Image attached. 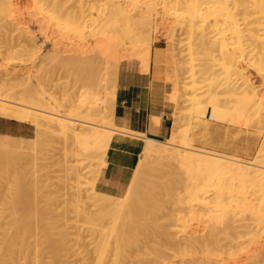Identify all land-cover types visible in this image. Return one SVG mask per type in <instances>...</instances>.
<instances>
[{"label": "bare ground", "instance_id": "obj_1", "mask_svg": "<svg viewBox=\"0 0 264 264\" xmlns=\"http://www.w3.org/2000/svg\"><path fill=\"white\" fill-rule=\"evenodd\" d=\"M139 4L141 6H139ZM156 6H159L162 14L171 15L172 18H174L173 23H175L177 28L179 27V30L181 32L183 31L182 34L185 33L186 36V45H183L184 47L186 46L184 54L188 56L186 57L185 55V57L186 59L189 58L186 65L184 63L187 62V60H184L185 62L183 63V65H185L183 72L186 77H183L184 74L180 76L177 74L178 70H176V68L181 70L183 68L177 67L178 64L174 60V78L172 83L173 90L180 91V93L182 90L185 91L183 85L186 84L187 80L188 83L191 81V88L193 85H198L195 86V89L197 90H203L206 88V91H203L205 94L207 93V96L209 95L208 97H205L208 98V100L205 99L208 101L207 103L204 102L205 100L202 101V99H199L203 96L202 94H204L202 92L201 96L199 94L200 91L199 93H196L201 96L199 97L197 95L199 97L198 100L196 99L197 97L194 98L195 96H189L188 99H186V102H189L191 108L194 107L195 109V107H199V109L195 111L196 114L199 113L203 107L204 114L205 106L208 105L211 109L210 117L212 121L223 120L224 116L228 114H231L232 119H234V115H237L235 114L236 109H238V107L241 108V106L236 107L235 104L241 105L244 100V110L241 112L243 120L252 119V115L256 117L257 114V116L261 115L259 117H262L261 119H263L264 122V0H0V48H3L2 50L0 49V66H2L1 63L4 61L3 54L5 52H11L12 49L16 48L14 54L12 53L8 64L18 67L17 69H11V72L6 70L4 74H0V117L33 126L36 130V136L31 139L0 135L3 139H9V142H7V140L5 141V139L4 141L0 140V200L6 201L10 205L11 210V220L9 224L4 227H0V264H65L61 257L63 258L62 252L66 250L67 242L65 241H68L66 239L69 238L66 236H69L71 233L68 231L69 234L66 235L68 229L66 228L67 226H63L64 223L59 224V221L54 222V220H56L52 215L54 212L49 214L50 210H47L48 206L47 208L43 207L46 208L44 210L41 208V206H43V202L47 198V195L46 197L45 195L43 196V192L47 190L46 187L48 186H45L46 182H44L43 186L39 185V183L41 184L42 182V179H40V182L38 181L40 177L38 179L37 177L34 179L32 178V182H30L32 179L28 181L29 173L27 174V167L25 168V166L29 163L32 165V162L30 159H27V157L30 156V158L33 159V153L30 154L29 152L35 150L37 146L42 145L46 140H52V138L56 136L59 137L62 142L61 149L64 156L63 158L65 159L61 160H64L63 163L67 169L65 167L64 168L66 172H71V175L69 174L71 177L69 181L72 182L71 185L68 183L70 185L68 186V189L72 187V189L74 188L73 190H75V193L74 191H69V193H72V195L75 196L71 197V194L69 196L72 198V201L78 200L81 202L83 199L82 203L84 204L85 201L87 202V200H89L88 203L90 206L86 203L85 207H88L86 209L88 210L90 207L91 209H95L91 211L89 209L86 211L85 207H83L81 211L78 208V201H75L76 203L74 201L72 202L75 203V205L72 204L73 206H76V204L78 205L74 208L76 210L75 213L77 212V218L80 217L82 219V223L80 224L83 225L84 223L89 227L87 229L90 234L93 235L91 238L92 241L94 239L99 242L101 253L98 254V256L100 257L101 255V257L100 259L98 257L99 260H97L95 259L96 257L94 258L93 256L94 260L97 262L99 261L98 263L96 261V263L92 262L93 264H143L138 261H141L142 259L143 261H146L150 256V259L153 260H149L151 264H167L171 257H175L174 252L176 251L181 253V256L180 253L179 256L181 258L183 257L182 259L185 258L184 252H181L183 248H179L184 243L185 247L190 249L189 251L191 252V256L187 255V259H185L186 261L190 257L198 258L200 256L198 255L197 257L194 253H192V247L194 249L193 251H195V249L199 251L200 249V251L206 255L203 256L201 253V256H203V258L205 257L206 260L209 258V255L211 257H215V261L210 262L211 264L214 262V264H228L225 262L223 256L227 255L230 250L240 247L238 242V239L242 238L240 236L250 235L252 238H255V236H258L260 233H264V193L257 196H260L259 198L261 199L263 197L261 202L259 201V198H255V195L252 193L254 198L251 196V200L253 199L255 201L257 199L256 201L263 205L262 208L259 207L258 203H256L258 207L256 209L255 206H253L255 203L253 204V201L248 202V198L236 200L234 197L229 196V189L227 190V187H225L228 185L225 180L233 181L236 179L243 180L244 182L248 181L250 186H255L259 183V181L263 182L264 149L261 151V155L260 153L255 155V157H257L259 154V160L254 159L255 161L253 160V162H241L236 159L228 160L229 158L226 161V159L220 155L194 150V148L192 149L190 145L188 146L186 143L187 140L181 142V140H185L184 138L187 135L184 133L187 132L182 130V127L184 126L181 127L180 123L183 125L184 118L185 120L186 118L189 119L187 116L184 117L181 111L180 113H177L180 115H177L176 112L174 113L176 115L172 117L173 121L170 136L165 141H156L144 138L143 135H137L140 137L139 139L143 140L142 144H140L137 148L139 162L130 173L128 177V185L126 184L127 188L121 197L106 195L97 190L95 179L96 176H98L97 174L99 170L105 166L104 157L109 150H112L111 147H119L120 140L117 139L115 135L122 131L115 128L113 125L116 87L114 81L116 80L117 65L120 59L126 57L124 59L140 62L143 70H146V72L149 69L148 66L150 63L151 51L153 45L157 41L156 37H158L154 35L156 28L153 23V21L156 20L154 16H157L155 14L156 9L154 8ZM128 7H131L132 9ZM39 21H41V23ZM45 21L49 22L47 23L48 26L50 22H53L54 25H61L62 27H57L58 29L56 26L53 27L56 29H51L59 33V31L63 28V30H65L71 38H76V41H81L82 38L88 37L93 40V46L97 45L95 39H98L99 42L102 41L100 43L107 46L105 48L102 45L104 48L101 49V51H98L96 56H89L87 59H79L78 57L64 59L59 56L60 53H57L59 51L56 50L57 48H52V46L54 47L53 44L55 42H49L52 45H50L52 54L48 53L49 57H47L49 61L47 62H49V65L55 67L54 71H58L59 69H63L65 71L67 70L70 72V75L73 73V75L78 78L81 83L79 81L78 82L82 84V86L85 84L84 88L86 94L88 95L86 103H76L73 98L66 95V89H61L60 97H56L53 93H47V90L54 85V81L51 79V76L53 75L51 74L50 76L51 71L48 72L51 69L49 68L47 71V68H44L45 65L43 63L40 64L43 70H41V73H33L28 68L25 69V65L30 66L34 59V55L38 52L36 50L37 52L33 53V47H35L38 42L36 37H33L34 34L31 37L29 35L31 33H23L24 27L26 28L25 25H29V23L36 26L38 22L42 24L45 23ZM45 25L44 28H47L48 26L45 27ZM22 26L24 27L22 28ZM41 26H43V24ZM39 28L36 29L37 34L40 30L44 29L42 28L38 30ZM52 30H50V32ZM43 31L47 33L48 29L47 31L46 29ZM43 31H40L43 36L39 33V37H45L46 33L44 35ZM61 34L62 33L58 35L64 36V33L62 35ZM19 38L21 43L18 42ZM71 38L69 40H71ZM74 39L72 40L74 41ZM182 39H184V37ZM43 40L46 41L45 39ZM82 40H85V38ZM176 41L178 42V40ZM15 42L20 43V46ZM77 43L80 44L79 42ZM77 43L76 47H78ZM82 43L83 41L80 45H82ZM69 45H73L72 41ZM112 46V49H114V47L118 48L122 46L121 50L123 51H120L119 53L118 50H120V48L117 50L115 49L118 51V57L116 54L114 59L113 55V57L111 56L112 59L111 57L109 59L104 52H107L109 47L111 48ZM73 47L72 50H74ZM86 47L89 46L86 45ZM92 48L89 49V52L93 51ZM80 49L84 50V47H80ZM74 51L78 50L75 49ZM116 51H114V55ZM85 52H87V50ZM111 54H113V52ZM140 55L142 56L139 57ZM109 64L112 68H110ZM96 67H98L102 73L97 74L93 70L97 69ZM86 69L90 70V72L88 71L89 73H91L92 69L95 72L94 74L92 71V75L94 76L88 75L89 73H86L87 75H85ZM141 69H139V71ZM107 70L113 72L110 74ZM1 71L3 73V70ZM35 71L37 70L35 69ZM243 71L248 72V75L244 74ZM106 72L111 76L113 75V77H111V79L113 78L112 82L110 81L111 79L108 78L110 77L109 74L107 76ZM73 75L71 76L74 77ZM179 77L180 79L183 77L187 80L185 81L182 78L183 80L181 79V82H178V80L180 81ZM53 80H55L54 77ZM51 83L52 85L50 86ZM180 83L183 84L180 85ZM179 85L182 90H180ZM46 86L47 88L49 86L50 87L46 90ZM101 88L104 89V92L101 91ZM193 90L192 94L194 95L195 93H193ZM237 95H239V99L241 101L238 97H235ZM175 97L180 98L181 96L177 95ZM236 98L241 103L234 102V105H232L233 100L235 101ZM200 100L202 101V104L205 103V106H201ZM199 104L202 109H200L201 107ZM238 110L241 111V109ZM238 114H240V112H238ZM187 115L189 116L190 114ZM231 116L228 115V118L230 119ZM189 117H191V115ZM236 118L240 117L236 116ZM236 118L235 121H242L241 119ZM232 119L230 120L232 121ZM261 119L258 118L260 122H262ZM230 120L228 121L231 122ZM237 123L235 122L236 125H234L238 126L240 124ZM248 123H250L249 120L246 124L248 125ZM256 124L258 125V123ZM242 125L241 127H244V124ZM247 125L245 127H247ZM252 125L249 129H252ZM256 131L259 130L256 129ZM131 135L136 136L134 134ZM10 139H19L20 141L13 143L10 142ZM22 141H26L27 144L22 143ZM180 142L181 144L183 143V146L178 144ZM67 146L69 147V150L67 149ZM71 147L72 149H70ZM21 157L22 159L28 161L24 164L19 163ZM96 159L98 160V162L96 161L97 166L95 165L96 162H93ZM13 160L15 163L18 161L19 166L15 167L18 169L12 167L15 166V163L11 164ZM58 161L56 160L57 163ZM153 161L156 163L161 162V165H164L165 162L168 168L170 165H175L179 167V169L182 168L183 174L186 173L184 178L188 176V178H186L188 179L187 182L190 181V184H188V189H190V191H187L188 189L186 187L183 188V182L181 183L182 180L180 181L177 178L179 175H177V177L176 175L171 176L175 179L174 181L172 178L169 179L167 177L169 176L167 172L168 170L166 171L167 173H165L167 174V176L165 175V178L162 177L163 174L161 171L162 175L160 178H168L167 180L169 182L167 180L165 183H162L159 180L158 182L161 183H158L157 180L155 181L151 174L152 168H154V166L152 167V163H154ZM63 163L61 165H63ZM91 166H93V168ZM170 167L171 168H169V170L174 168L172 166ZM44 168L46 167L43 166V169ZM183 168L186 170L184 171ZM90 169L92 170V184H89L90 188H87L88 184L86 187L87 182H83V180H85L83 177L85 175L86 177L88 176L91 172ZM157 170L158 167H156V172ZM37 171L38 170H36V172ZM40 171L43 172V170ZM46 171H48V169ZM46 171L45 174L47 173ZM175 171L174 174H176ZM36 172H33L35 173V176H39V171L37 174ZM159 172L160 171H158V174ZM172 173L173 170L171 175ZM45 174L43 175L44 178ZM32 175L34 176V174ZM32 175L30 176L33 177ZM50 178L51 177H49V179ZM208 181H215L213 182L214 185H211L213 183H209ZM243 181L241 182L243 183ZM49 182L52 183L51 180L48 181V183ZM180 184L182 186V190L187 189L186 191L189 194H187L184 190L183 193L181 189L178 188ZM245 184L242 186L244 187ZM208 185H210L214 191L216 189V195L211 197V199L209 198L210 195H207L208 188H211ZM260 186L261 185H259V187ZM263 186L262 188L260 187V191L256 189L258 193H262L264 190ZM246 187L248 188V186H245L244 188ZM175 188H178L177 190L185 194V196L178 195ZM72 189L70 188V190ZM159 189L163 190V193H165L166 197L161 194V196H164L165 199L159 196ZM45 193L46 192H44V194ZM243 196L245 197V194ZM73 197H75V199H73ZM49 199L47 198L46 200ZM70 206L71 205H69V207ZM41 209L43 211L46 210L48 214L46 212H44L46 215L42 213ZM236 209L237 211L239 209L244 212L246 210L250 214V220L246 221L247 217H244L245 220L241 217V219H239V216H236ZM70 210L74 211L72 209ZM185 210L190 214L186 212L183 213ZM198 211L201 213L203 211L204 216L201 215L200 217L198 214L201 213ZM208 212L210 214H208ZM240 212L241 211L238 213ZM211 213H213V215ZM187 214L190 215H188V217H190L189 219L192 220L193 223H199L202 217L204 218L205 216L206 217L202 219L203 223L205 219L208 221L206 223H212V225L211 223L208 224L211 225L210 228L209 226L207 227L208 229L206 228L208 231L204 229L206 227V223L203 224L204 228H202V230L204 231V236L200 235V237H198L199 235H195L196 231L190 227L191 224L188 225L191 221L189 222L188 220V224L185 221V219L188 218ZM47 215L52 216L51 218L54 220H51V218H49L50 216L48 217ZM241 215L242 214L240 213V216ZM208 216L209 218L207 219ZM235 217L239 220L237 218L236 220ZM194 218H199L200 220L196 222ZM32 219L37 222L34 226L31 224ZM58 219L60 220L62 218H57V220ZM74 219L75 218H73V222ZM60 221L62 223L64 220ZM239 221H241V223ZM64 222H67V220ZM74 223L76 224L77 222ZM60 225L64 228L62 229ZM104 225L109 229L107 237L104 235L106 232L103 233L101 231L102 228H105ZM187 226L194 231L192 230V232H190L191 230H189L186 233L188 230ZM79 228L81 230L82 228L84 229L82 226H79ZM195 228L197 229V227ZM79 230L76 231L79 232ZM84 231H86V228ZM241 231H244L245 233L241 234ZM258 232L260 233L257 235ZM184 233L186 235L185 239L180 238V240L178 236L184 235ZM173 235L178 237L176 239H179L178 243L180 246L176 245L179 247H173L175 248L174 252H172L173 254L171 253L170 259L164 263L165 260H167L166 257H168L167 253H164L170 247L167 243H170L169 245H171L172 239H175L174 237L172 238ZM79 236H76L77 238H75L78 242L80 241ZM86 236H82V238L86 239ZM65 237L66 239H64ZM74 237L75 236H73V240ZM109 238L112 239V241H109ZM92 241L89 242L92 243ZM181 241H184L183 244H181ZM156 242L159 243L158 246H156ZM32 244L34 257L32 256L33 258L31 259ZM162 244H165V246L168 247L163 253L161 250L164 251L165 246ZM186 244L190 248H188ZM260 244L261 243L259 242L258 246H254V250L256 251L255 254H246L244 255L245 259H241L244 262L239 261L243 264H263L264 258L260 259V256H262V254L264 255V251L261 250L263 249L264 244H261L262 247ZM69 245L67 247H70ZM161 246H163V248ZM77 247L81 248L80 246ZM141 248L143 249L142 254L139 253L137 256L134 255L136 258H133L134 256H131L130 252L134 250L139 252ZM177 248H179V251ZM186 248L184 251H187ZM197 250L196 252L198 253ZM78 251H76V253ZM94 251L95 249L91 252ZM109 251L113 253V255H110L113 256L112 260L108 259L109 257L107 256L109 255H106ZM188 252L187 254L190 253ZM94 253L92 254L95 255ZM63 254H65V252ZM92 254H87L86 256H92ZM162 254H164L165 258ZM142 255L147 256L140 257L142 258L140 259L139 256ZM230 255L232 254L230 253ZM84 257L85 255L81 258L84 259ZM162 257L164 259H162ZM45 258L48 259L47 262H44ZM196 258L191 259V261L189 260V263H186L184 260L183 261L186 264H190L191 262H198L196 264H210L203 258L200 260ZM127 259L131 260L127 261ZM91 260L94 261L90 257L89 260H85V263L84 261L82 262L83 264H91ZM147 261L145 264H149ZM183 261L181 260V264ZM239 261H237V264ZM234 264H236V262H234Z\"/></svg>", "mask_w": 264, "mask_h": 264}, {"label": "rangeland", "instance_id": "obj_2", "mask_svg": "<svg viewBox=\"0 0 264 264\" xmlns=\"http://www.w3.org/2000/svg\"><path fill=\"white\" fill-rule=\"evenodd\" d=\"M99 4V3H98ZM97 4V5H98ZM100 5V4H99ZM139 6H141L140 4H139ZM158 9H157V8ZM156 7H154L155 9H156V17L154 16V18H156V20L155 21H153V23H154V25H155V33H154V35H156V36H158V37H156V39H157V41L155 42V44L153 45V47L154 46H156V45H166L167 47H168V50H169V55H170V59H171V63H172V65H173V71H174V60L176 61V63L178 64L177 65V67H182L183 69L181 70V69H178V68H176V70H178V72H177V74H179V76L180 75H182V74H184V72H183V70H184V67H185V65H186V63H188V59L189 58H187L186 59V57H188L186 54H184L185 53V50H186V46L184 47L183 45H186V36H185V33L184 34H182L183 33V31L181 32L179 29V27L177 28V25L175 24V23H173L174 22V18H172V16L171 15H165V14H162V12L160 11L161 9H159V6H156ZM128 8H130V9H132L131 7H128ZM127 8V9H128ZM130 9H128V10H130ZM29 12V11H28ZM157 12H158V14H157ZM161 14H160V13ZM162 16H164V17H162ZM171 16V17H170ZM172 18V19H171ZM162 22H161V21ZM159 21V22H158ZM40 23H41V21H39ZM37 23V25L35 26V25H33V24H30L29 22V25L28 24H24L25 26H26V28H28V29H26L24 26H22V28L24 27V31H23V33H27V34H29V33H31V34H29L31 37L33 36V34H34V36L33 37H36V39H37V42H38V44L35 46V47H33L34 49H35V51H34V49H33V53L34 52H37V54L36 55H34V59H33V63L31 62V64H30V66H28V65H25V69H29L31 72H33V73H41V70H42V67H41V63H43L45 66H44V68H47L46 70L48 71V69L50 68L51 70H49L48 72H50V76H51V74L53 75V76H51V79H52V81H54V85H55V87H54V85H52V83L50 84V86H51V88H49V90H47L48 88H47V86L45 87V89L48 91H46L47 93H49V94H52L53 93V95H55L56 97H60V93H61V89L62 90H64V89H66V95H68L70 98H73V100H75V102L76 103H81V102H84V103H86L87 102V100H88V95L86 94V91H85V88H84V85L85 84H83V86H82V84H80L81 82L78 80V78L77 77H75L74 75H73V73H71V75H73L74 77H72L71 75H70V72L69 71H65V70H58V71H54V68L55 67H53V66H51V65H49V62H47V61H49V59H48V57H49V54H52V51H51V47H50V43L49 42H55L53 45H54V47L52 46V48H57L56 50L58 51L57 53H60V55L59 56H61L62 58H64V59H68V58H75V57H78L79 59H87V57H89V56H96L97 54H98V51H101V49H103L104 47L106 48L107 46H105L103 43L101 44L100 42H102V41H100L99 42V40L98 39H95V42L97 43V45H94L93 46V40H91L90 38H88V37H84L85 38V40H82V39H84V38H82L81 39V41H76V38L74 39V38H71L68 34H67V32L65 31V30H63V28H62V30L61 31H59V33L58 32H56L55 30H52V29H56L57 27H62L61 25H54V23L53 22H50V24H49V26H48V24L47 23H49V22H46L45 21V23H42L43 24V26H41L42 24H40V23ZM44 22V21H43ZM166 22V23H165ZM52 23V24H51ZM38 24H39V26H38ZM45 24H47V25H45ZM158 24V25H157ZM44 25H45V27H47V28H44ZM52 25V26H51ZM172 25V26H171ZM176 25V26H175ZM51 26V27H50ZM54 26H56V28H53ZM39 28V27H41V28H39L38 30H40V29H42V28H44V29H46V31H47V29H48V31H47V33L49 32V33H51V34H47L46 32H44L43 30H40V31H43L42 33L45 35V33H46V35H45V37H41V36H43L41 33H40V31H39V33L41 34V36L39 37L38 35H40L39 33L37 34V32H36V29L37 28ZM158 27V28H157ZM176 28V29H174V28ZM52 28V29H51ZM173 28V29H172ZM25 29H26V31H25ZM58 29V28H57ZM28 30V31H27ZM50 30H52L51 32H50ZM180 31V32H179ZM17 32V31H16ZM15 32V33H16ZM178 32V33H177ZM19 33V32H18ZM56 33H58V34H60V33H64V36H59L58 34H56ZM67 35H66V34ZM2 34V33H1ZM27 34H25V35H27ZM54 34V35H53ZM61 34V35H62ZM161 34V35H160ZM3 35V34H2ZM28 35V36H29ZM48 35V36H47ZM49 35H50V37H52V38H50L49 37ZM68 36V37H66V36ZM54 36V37H53ZM48 37V38H47ZM71 38V40H69L70 38ZM184 37V39H182ZM48 40H50V41H48ZM88 38V39H87ZM43 39H45L46 41H44ZM54 41H53V40ZM72 39H74V41L72 40ZM181 41H180V40ZM19 40V41H18ZM17 41L18 42H20V38L18 39ZM43 40V41H42ZM56 40V41H55ZM98 40V41H97ZM176 40H178V42H182L181 43V45H180V43H178ZM21 41H22V38H21ZM71 41H72V43H73V45L72 46H70L69 44L71 43ZM83 41V43H82V45H80L81 44V42ZM85 41V42H84ZM125 41V40H124ZM18 42H15V43H18ZM45 42V43H44ZM48 42V43H47ZM77 42H79L80 44H78L77 43V45H78V47H76V43ZM93 42V43H92ZM99 42V43H98ZM165 42V43H164ZM21 43V42H20ZM20 43H18L19 44V46H20ZM75 43V44H74ZM87 43V44H86ZM174 43V44H173ZM22 44H23V42H22ZM21 44V45H22ZM33 44V43H32ZM40 44V45H39ZM87 46H89V47H86V45ZM92 44V45H91ZM43 45V46H42ZM85 45V46H84ZM104 47H103V46ZM74 46V47H73ZM90 46H91V48L93 49V51L92 52H89V49H91L90 48ZM72 47H73V49L75 50H78V51H74V50H72ZM80 47L82 48V47H84V50L83 49H80ZM85 47H86V49H85ZM99 47H100V49H99ZM181 47V48H180ZM37 48V49H36ZM77 48H79V49H77ZM88 48V49H87ZM113 48V46L110 48L109 47V50H107V52H104L106 55H107V57L110 59V57L112 56L113 57V59L115 58V56H116V54H117V57H118V51H119V53H120V51H123V50H121V48H122V46L121 47H118V48H116V47H114V49H112ZM120 48V50H118V51H116L117 49H119ZM1 50L3 49V48H0ZM15 49L16 48H14V49H12L11 50V52H5L4 54H3V58H4V61H3V63H1L2 64V66H0V74H4L5 72H6V70L8 71V72H11V69H17L18 67L17 66H14V65H9L8 64V62H9V59L11 58V56H12V53L14 54V52H15ZM116 49V50H115ZM37 50V51H36ZM56 50H55V52H56ZM87 50V52H85ZM105 50V49H104ZM183 51V52H181V51ZM31 51H32V49H31ZM114 51H116V53H115V55H114ZM47 52V53H46ZM113 52V54H111V53ZM178 52H179V54H181V55H179L178 54ZM39 53V54H38ZM49 53V54H48ZM53 53H54V49H53ZM104 53H102V54H104ZM111 55H110V54ZM184 54V55H183ZM106 55H105V57H106ZM109 55V56H108ZM185 55H186V57H185ZM48 56V57H47ZM142 55H140L139 57H141ZM112 57H111V59H112ZM180 57H181V62H180ZM124 58H126V57H124ZM124 58H122V59H120L119 60V63L121 62V61H124V60H128V59H124ZM139 59H141V58H139ZM34 60H36V61H34ZM184 60H187V62H185ZM180 62V63H179ZM185 62V63H184ZM46 63V64H45ZM48 63V64H47ZM118 63V64H119ZM183 63L185 64V65H183ZM195 64V63H194ZM34 65V66H33ZM47 65V66H46ZM110 65V64H109ZM109 65H108V69H109ZM35 66H37L38 67V69H37V67H35ZM49 66V67H48ZM146 67V66H145ZM149 67V66H148ZM57 68V67H56ZM97 69H93L97 74H100V73H102L101 72V70L98 68V67H96ZM110 68H112L111 67V65H110ZM35 69L38 71H35ZM1 70H3V73H2V71ZM33 70V71H32ZM92 69H91V73H89L90 72V70L89 69H86L85 70V75H87L88 73V75H90V76H94V75H92L93 73H92V71H93ZM13 71V70H12ZM43 71V70H42ZM54 71V72H53ZM65 71V72H64ZM89 71V72H88ZM93 71V72H94ZM109 71V73L111 74L112 72H110V70H107V72ZM145 71V70H144ZM95 72H94V74H95ZM106 72V73H107ZM246 71H243V73L244 74H246V75H248L247 73L248 72H246ZM87 73V74H86ZM109 73H107V76H108V74ZM104 74V73H103ZM109 74V76L110 77H108L109 79H111V77H113V75L111 76ZM54 75H56V76H54ZM105 75V74H104ZM1 76V75H0ZM53 77H54V79L55 80H53ZM183 77L185 78L186 76H185V74L183 75ZM183 77H181V79L183 78ZM76 80H74V79ZM183 78V79H184ZM113 79V78H112ZM110 80L111 82L113 81V80ZM179 79H180V77H179ZM181 79H180V81L178 80V82H181ZM182 79V80H183ZM115 80V79H114ZM185 81L187 80V79H184ZM78 82V83H75V82ZM188 81V80H187ZM186 81V84L185 85H183L184 87L183 88H185V91H183L182 89H181V86L180 85H182L183 83H185V82H183L182 84L180 83V85H179V87H180V90H182L181 91V93H180V91H174L173 90V87H171V93L169 94V96L172 98V101H173V104H174V113L176 112V114L179 112L180 113V111H181V113H182V115L185 117V116H187L189 119H187L186 118V120H185V118H184V120H183V125H182V123H180L181 124V127L182 126H184V127H182V130L183 131H185V132H187V133H184L183 131V133L184 134H186L185 136V140H181V142H184V141H186L187 140V144H188V146L190 145V147L193 149L194 148V150H198V151H202V152H206V153H212V154H215V155H220V156H222V157H224L225 159H226V161H227V159L228 160H231V159H236V160H239V161H241V162H253V160L254 159H258L259 160V154L257 155V157H255V155L257 154V153H260V155H261V151H263V149H264V122H263V119H261L262 117H259V116H261V115H259V116H257V114H256V117H254V115H252V119L250 120V119H248L249 120V122L250 123H248V125L246 124L247 122H248V120H246V119H244L243 120V118L241 117V112L244 110V100L242 99V97L240 96V98L243 100L242 101V104L241 105H239V104H235V106L237 107V106H241V108L240 107H238V109H241V111L240 110H238V109H236V113L235 114H237V115H234L235 117H234V119H232V116H231V114H228L229 116H231V118L230 119H232V121L228 118V115H225L224 116V118H223V120L221 119V120H218V121H212V119H211V109L209 108V106L207 105V106H205L204 104L205 103H207L208 101H206L205 99H207L208 100V98H205V97H208L207 96V93L205 94L204 93V91H206V88L205 89H201V90H197V89H195V86H198V85H193L192 86V88L194 89H192L191 88V85H192V83H188ZM116 82V80L114 81V83ZM83 83V82H82ZM195 83H197V82H195ZM76 84H78V85H76ZM80 85H81V87H80ZM88 85H91V84H88ZM112 85V84H111ZM190 86V87H189ZM62 87V88H61ZM84 89H83V88ZM191 88L192 90H193V93H199V91H200V95L202 94V92L204 93V94H202L201 96L199 95V94H192V90L191 89H189V88ZM189 89V92H188V89ZM197 88V87H196ZM103 88H101V91H103L104 92V89L102 90ZM190 91H191V93H190ZM197 91V92H196ZM190 93V94H188V93ZM187 94H188V96H187ZM259 94H261V93H259ZM181 96L180 98H178V97H175V96ZM199 97H201V98H199ZM194 97V98H196L197 100H198V98L199 99H202V101L203 100H205L204 102L205 103H203L202 104V101L200 100V104H201V106L203 107V105L205 106V111H204V114H203V109H204V107H203V109H202V107L200 106V104H199V106L201 107L200 109H202L199 113H197L196 114V110L197 109H199V107H195V109H194V107H192L191 108V105L189 104V102H186V99H188V97ZM235 97H238V99H239V95H237V96H235ZM238 99L236 98V100L234 101L233 100V104L232 105H234V102L235 103H241V102H239L238 101ZM185 100V101H184ZM240 100V99H239ZM184 103H183V102ZM241 101V100H240ZM183 104H182V103ZM198 102V101H197ZM181 103V104H180ZM186 104V105H185ZM179 105H180V107H179ZM190 105V106H189ZM230 106H231V102H230ZM234 106V107H235ZM179 109H178V108ZM184 107V108H183ZM191 110V111H190ZM192 110H194V111H192ZM190 112V113H189ZM191 112H192V114H191ZM195 112V113H194ZM232 112V111H231ZM238 112H240V114H238ZM173 113V115H172V117L174 116V115H176V114H174ZM190 114L191 115V117H189L187 114ZM202 113V114H201ZM199 114V115H198ZM177 115H180V114H177ZM196 115V116H195ZM236 116H239L240 118H236ZM194 117V118H193ZM193 118V119H192ZM235 118L236 119H241L242 121V123L240 122V120H239V122H238V120H236L235 121ZM258 118H260L261 120H262V122H260V120H258ZM0 119H4V118H2V117H0ZM190 119H191V121H190ZM258 120V121H256V120ZM6 120H10V119H6ZM189 120V121H188ZM228 120H230L231 122H229ZM246 120V121H245ZM256 122H255V121ZM13 121V120H12ZM205 121V122H204ZM234 121V122H233ZM16 122V121H15ZM182 122V121H181ZM185 122V123H184ZM210 122H214V123H219V124H221V125H223V126H229V127H231L232 129H233V137H232V139H233V141H235V142H240L241 140H244V141H248L249 143H250V145H251V148H252V154L251 155H249V156H240V155H238L237 153H236V151H234V150H231V151H229V152H225V151H223V150H214V149H210V148H208L207 146H206V140H205V134H204V130L206 129V126H207V124L208 123H210ZM226 122V123H225ZM227 122H228V124H227ZM233 122V123H232ZM235 122L237 123H240L238 126H235L236 124H235ZM246 122V123H245ZM254 122V123H253ZM19 123V122H18ZM232 123V124H231ZM237 123V124H238ZM252 123H253V125H252ZM256 123H258V125L256 124ZM22 124V123H21ZM235 124V125H234ZM242 124H244V127H241V125ZM250 124V125H249ZM256 124V125H255ZM234 125V126H233ZM247 125V127H245ZM251 125H252V129H249V128H251ZM255 125V126H254ZM262 125V126H261ZM243 126V125H242ZM250 126V127H249ZM259 126V127H258ZM255 127V128H254ZM258 127V128H257ZM262 127V128H261ZM184 128H186V129H184ZM261 128V129H260ZM29 129H31V133H30V135L28 136V137H24V138H29V139H31V138H34L35 136H36V130H35V128L33 127V126H30L29 125ZM188 129V130H187ZM256 129L257 130H259V131H256ZM198 130H200L201 132H203V133H201V134H199V135H197V131ZM184 134H183V137H184ZM204 134V135H203ZM7 136H9V135H7ZM11 137H17V136H11ZM187 138V139H186ZM5 139V138H4ZM4 139L2 138V137H0V140L2 141H4ZM7 139H5V141H6ZM11 141L10 142H18V141H20L19 139H10ZM7 142H9V139L7 140ZM181 142L180 143H178V144H180V146L183 144H181ZM262 142V143H261ZM20 143V142H19ZM22 143H26L27 144V142L25 141V142H23L22 141ZM261 145H263V146H261ZM183 146V145H182ZM61 147H62V142H61V140H60V138L59 137H53L52 138V140H46L42 145H39V146H37L36 148H35V150H33V151H31V152H29L30 154L31 153H33L32 154V156H33V159L32 158H30V156H28L27 157V159H30V161L32 162V165H31V167H30V165L28 164V165H26L25 166V168L27 167V169H26V172H27V174H28V176H29V179H28V181L29 180H31L32 178L34 179V178H36L37 177V179L39 178V182L41 181L40 179H42V182H41V184L39 183V185H44V182H46L45 183V186H48V187H46V189H43V190H46V191H44V192H46L45 194H44V192H43V196L45 195V197H46V195H47V198L49 199V197H50V199L49 200H46L45 199V201L43 202V206H41V208L44 210V209H46L47 208V206H48V211H49V214L52 212H54L52 215H53V217L56 219V220H54L53 218H51L52 216H50V215H47L49 218H51V220H54V222L55 221H59L60 223L59 224H69V225H64L63 224V226L64 227H66L68 230H67V233H66V235L67 234H69V233H71V234H69V236H66L68 239H66V237L64 238V239H66V240H68V241H65V242H67V244H66V250L64 251L65 252V254H63L64 252H62V256H63V258L61 257V259H63L64 260V263L65 264H80V263H82L83 264V262L82 261H84V263L86 262L85 260H89V258L91 257V259H93L94 260V258L95 259H97V260H99L100 259V257H101V255H100V257L98 256V254H100L101 253V250H100V247H99V242H97V241H95L94 239H93V241L91 240V238H92V236L93 235H91L90 234V232L88 231V229L87 228H89L88 226H86L84 223H83V225H85V226H83L82 224H80V223H82V219L80 218V217H78L77 218V216H76V213H75V208L74 207H77L78 205H79V209L82 211V209H83V207H85V205H86V203L89 205V200H87V202L85 201V199H84V201H85V204L84 203H82V201H83V199H82V201L81 202H79L78 200H73L74 202L76 201H78L77 203H79L78 205L76 204V206H73L72 204H74L75 205V203H72L73 201H72V196H75V195H72V193H69V191H74V193H75V190H73L72 189V187H70L72 190H70V188L68 189V186H70L71 185V182L69 181L70 179H71V177H70V173L71 172H66V170H65V165H64V163H63V161L61 160V159H65V158H63L64 156H63V152H62V149H61ZM69 147L67 146V149H68ZM70 149H72V147L70 148ZM259 149H260V152H259ZM69 150V149H68ZM258 151V152H257ZM263 153H264V151H263ZM62 155V156H61ZM62 157V158H61ZM231 157V158H230ZM58 159H59V161H60V163H59V161H58ZM72 159V158H71ZM33 160V161H32ZM56 160L58 161V163L56 162ZM28 160H25V159H22V157H21V159L19 160V163H26ZM98 162V160L96 159V160H94L93 162L95 163V162ZM255 161V160H254ZM13 162V163H12ZM11 162V164H14L15 163V161L13 160ZM33 162H34V164H33ZM69 162V161H68ZM97 162H96V166H97ZM154 162V161H153ZM19 163H18V161H16V163L14 164L15 166H12V167H18L19 166ZM56 163V164H55ZM63 163V165H61ZM153 165H152V167L154 166V168H152V171H151V174H152V176H153V179L156 181L157 180V182H158V180L159 181H161L162 183L164 182H167L168 180V178L170 179V178H172L171 176H175L176 175V177H177V175H179V177H177L180 181H181V183L183 182V188L184 187H186L187 189L189 188V185L188 184H190V181L189 182H187V180L188 179H186V178H188V176L186 177V178H184L185 177V174H183V172H182V168L181 169H179V167H177V166H175V165H170V166H172V167H174L173 169H170L169 170V168H171L170 166H169V168L167 167V165L165 164V162H164V165H161V162L159 163V162H154V163H152ZM163 164V163H162ZM61 165V166H60ZM161 165V166H160ZM32 166H35V167H32ZM43 166L44 167H46V168H44V169H48V171H46V170H44L43 169ZM63 166V167H62ZM160 166V167H159ZM65 167V168H64ZM92 168H93V166H91ZM90 167V168H91ZM156 167H158V170H157V172H156ZM42 168V169H41ZM96 168V167H95ZM168 168V169H167ZM15 169H18V168H15ZM35 169V170H34ZM67 169V168H66ZM155 169V170H154ZM166 169V170H165ZM177 169H179V170H177ZM28 170V171H27ZM30 170H31V172H30ZM36 170H38L37 172H38V174H40L39 176L37 175V176H35V173H33V172H36ZM40 170H43V172L42 171H40ZM91 170V169H90ZM168 170V171H167ZM172 170H173V173H172V175H171V172H172ZM176 170V171H175ZM183 170L185 171L186 169H184L183 168ZM45 171L47 172L46 174H45ZM68 171V170H67ZM158 171H160L159 172V174H158ZM161 171H162V174H163V178H165V175L167 176V174H165V173H167L168 172V174H169V176H167L168 178H166V179H163V178H160L161 177ZM167 171V172H166ZM170 171V172H169ZM174 171L176 172V174H174ZM37 172H36V174H37ZM178 172V173H177ZM41 173H43V174H41ZM67 173V174H66ZM32 174H34V176L32 175ZM45 174V178H44V175ZM70 174V175H69ZM91 174H92V170H91V172L88 174V176L86 177V175L83 177V179H85V180H83V182L84 183H86V187H87V184H88V187L87 188H90V185L89 184H92V179H91ZM30 175H32L33 177H31ZM50 175V176H49ZM160 175V176H159ZM184 175V176H183ZM188 175V174H187ZM27 176V177H28ZM48 176V177H47ZM53 176V177H52ZM66 176V177H65ZM31 177V178H30ZM47 177V178H46ZM49 177H51L50 179H49ZM57 177H59V178H57ZM93 177V176H92ZM44 178V179H43ZM68 178V179H67ZM157 178V179H156ZM175 178V177H174ZM33 179L30 181V182H32L33 181ZM45 179H46V181H45ZM47 179H48V181H50L51 180V182L52 183H48V181H47ZM173 179V178H172ZM59 182H58V181ZM65 180H67V181H65ZM163 180V181H162ZM165 180V181H164ZM167 180V181H166ZM175 179H173V181H174ZM177 180V179H176ZM235 180V181H234ZM233 181H231V180H229V181H226L225 180V182L228 184V185H226V183H225V187H227L226 189L228 190L229 189V196H231V197H234L236 200H242V198L243 199H245V198H248V202L250 201H253V206H255V208L257 209L258 207H257V204L256 203H258L256 200L254 201L253 199L251 200V196L254 194L255 196V198H259V197H257L258 195H260V194H263L264 192V190L262 191V193L261 192H257V190H259V189H261L262 188V186H263V182H260L259 181V183L258 184H254L255 186H253V185H251L252 186V188H251V186H250V183L248 182V181H246V182H244L243 180H236V179H234ZM178 181V180H177ZM241 181H243V183L241 182ZM90 182V183H89ZM161 182H158V183H161ZM169 182V181H168ZM185 182V183H184ZM209 182V181H208ZM207 182V183H208ZM210 182H212V181H210ZM209 182V183H210ZM213 182H215V181H213ZM212 182V183H213ZM217 182V181H216ZM248 182V183H247ZM59 183V184H58ZM61 183V184H60ZM68 183H70V185L68 184ZM171 183V182H170ZM170 183H167V184H170ZM232 185H231V184ZM246 183V184H245ZM257 183V182H256ZM243 184H245L244 185V187L245 186H248V188L246 187V188H244L242 185ZM249 184V185H248ZM59 185H60V187H59ZM178 185V184H177ZM185 185V186H184ZM211 185H214V183L213 184H211ZM217 185V184H216ZM259 185H261L260 187H259ZM42 186H40V187H42ZM209 187H211L210 185H208ZM230 188H229V187ZM54 187V188H53ZM176 187V186H175ZM178 187V186H177ZM182 186H181V184L179 185V187L178 188H180L181 189V191L183 192V190H182V188H181ZM239 187V188H238ZM242 187V188H241ZM264 187V186H263ZM45 188V187H44ZM60 188V189H59ZM178 188H175V190H177ZM216 188H217V186H216ZM219 188V187H218ZM254 188V189H253ZM42 189V188H41ZM49 189V190H48ZM163 189V188H162ZM185 189L184 191L187 193V194H189L187 191H190V189ZM207 189V188H206ZM210 189V190H209ZM213 188L211 187V188H208V192H207V195H210L209 196V198L211 199V197H214L216 194V189H215V191H214V189L212 190ZM225 189V190H226ZM231 189V190H230ZM237 189H239V190H237ZM257 189V190H256ZM55 190V191H54ZM97 190L98 191H100L99 190V188L97 187ZM160 190V189H159ZM187 190V191H186ZM226 190V191H227ZM246 190V191H245ZM64 191V192H63ZM90 191V190H89ZM88 191V192H89ZM160 191H161V193H160ZM159 191V196H161V194L162 195H164L165 196V193H163V190H160ZM251 191V192H250ZM260 191V190H259ZM42 192V191H41ZM101 192V191H100ZM255 192V193H254ZM257 192V193H256ZM56 193V194H55ZM73 193V194H74ZM176 193H178V195H181V196H185V194H183V193H181V192H179L178 190H177V192ZM180 193V194H179ZM209 193V194H208ZM243 193V194H242ZM253 193V194H252ZM53 194H55V195H53ZM63 194V195H62ZM71 194V197L69 196ZM87 194V193H86ZM186 194V195H187ZM245 194V197L243 196ZM48 195H49V197H48ZM57 195V196H56ZM65 195V196H64ZM177 195V196H178ZM235 195V196H234ZM236 195H237V197H236ZM68 196V197H67ZM164 196H161V198H164ZM248 196V197H247ZM52 197H53V200H55V201H53L52 200ZM65 197V198H64ZM71 198V200H70V198ZM166 197V196H165ZM180 197V196H179ZM253 196H252V198H254ZM261 197H262V195H261ZM264 197V196H263ZM263 197H262V199H263ZM81 198V197H80ZM83 198V197H82ZM86 198V197H85ZM233 198V199H234ZM250 198V199H249ZM73 199H75V197H73ZM77 199V198H76ZM87 199V198H86ZM165 199V198H164ZM261 198H259V201L261 202V200H262ZM80 200V199H79ZM62 201V202H61ZM49 203V204H48ZM63 203V204H62ZM67 203H68V205H67ZM71 203V204H70ZM82 203V204H81ZM252 204V203H251ZM259 204V203H258ZM45 205V206H44ZM69 205H71L70 207H69ZM90 206V205H89ZM43 207H46V208H43ZM51 207V208H50ZM184 207H186V206H184ZM259 207H262L263 208V205L260 203L259 204ZM50 208V209H49ZM63 208V209H62ZM78 208H76V209H78ZM86 208H88L87 206L85 207V210L86 211H88L89 209H90V211L91 210H95L94 208H92L91 209V207L87 210ZM239 208V207H238ZM41 209V211H42V213H44V212H46L47 213V211L45 210V211H43ZM70 209H72V210H74V211H71ZM78 209V210H79ZM185 209H187V208H185ZM264 209V208H263ZM262 209V210H263ZM239 211H241L240 213L242 214L241 216H240V213H238ZM243 210H239L238 209V211H237V209H236V216L238 217L239 216V219H241V218H243L244 220H245V218H246V221H249L250 219H249V217H250V214L245 210V212L243 211ZM73 212V213H72ZM186 212V210L183 212V213H185ZM198 212H200V211H198ZM58 213V214H57ZM60 213V214H59ZM66 213H68V214H66ZM71 213V214H70ZM75 213V214H74ZM186 213H189L188 211L186 212ZM201 213V212H200ZM245 213V214H244ZM45 214V213H44ZM48 214V213H47ZM56 214V215H55ZM190 214V213H189ZM189 214H187V217H188V215ZM208 214H210L209 212H208ZM208 214H205V215H208ZM212 215H213V213H211ZM239 214V215H238ZM246 214H247V216H246ZM46 215V214H45ZM198 215H200V217H201V215L202 216H204V214H203V211H202V213L201 214H198ZM244 215V216H243ZM57 216H59V217H57ZM190 216V215H189ZM64 217V218H63ZM69 217V218H68ZM71 217V218H70ZM199 217V216H198ZM199 217V218H200ZM206 217V216H205ZM204 217V218H205ZM237 217H235V219L237 218ZM241 217V218H240ZM245 217V218H244ZM57 218H62V219H60V220H64V221H66L67 220V222H62L61 223V221L58 219L57 220ZM73 218H77L76 220L74 219V222H77L76 224L73 222ZM186 218V217H185ZM190 217H188L187 219H185V221L187 222L188 220H189V222L191 221V223H189V222H187V224L188 225H190V227L191 228H193L195 231H196V234L195 235H199L198 237H200V235L201 236H204L203 234H204V231L202 230V228H204V223H206V222H208L206 219H205V221H204V223H203V220L202 219H204L203 217H202V219L200 220L199 218H197V219H195L194 218V220L197 222L198 220H200L199 221V223H193V221L192 220H190L189 219ZM209 218V216L207 217V219ZM81 219V220H80ZM192 219V218H191ZM238 219V218H237ZM236 219V220H237ZM238 219V220H239ZM10 220H11V210H10V205L6 202V201H2V200H0V227H4V226H6V225H8L9 224V222H10ZM71 221H72V224H74L75 225V227H74V225H72L71 224ZM81 221V222H80ZM194 221V222H195ZM242 221V220H241ZM241 221H239L240 223H241ZM70 222V223H69ZM244 222V221H243ZM193 223V224H192ZM209 223H211V222H209ZM209 223H206L205 224V228L204 229H206L208 226H209V228H210V226L212 225V223H211V225H208ZM31 224H33V226H34V224H37V222H35L33 219L31 220ZM57 225H58V223H57ZM61 226V225H60ZM63 226H61L62 227V229L64 228ZM72 226V227H71ZM79 228V226H82V227H84V229L86 228V231H84V229L82 228V230L80 231L77 227ZM76 228V229H74V228ZM104 229L102 228L101 229V231L103 232V233H105L104 235L107 237V232L109 231V229H108V227L107 226H105L104 225ZM106 227H107V230H106ZM195 227H197V229L195 228ZM191 228H189V226H187V231H186V233L189 231V230H191L190 232H192V230L193 229H191ZM70 229V230H69ZM74 229V230H73ZM169 229H171V228H169ZM208 229V228H207ZM206 229V230H207ZM241 229V228H240ZM243 229V228H242ZM76 230H79V232L78 231H76ZM104 230V231H103ZM106 230V231H105ZM193 230V231H194ZM205 230V231H206ZM244 230V229H243ZM68 231H69V233H68ZM84 231V232H83ZM208 231V230H207ZM206 231V232H207ZM85 232H86V234H85ZM205 232V233H206ZM263 232V231H262ZM79 234V235H81V236H79V235H77V234ZM81 233V234H80ZM88 233V234H87ZM241 234H243V233H245L244 231L242 232H240ZM260 232H258L257 233V235L259 234ZM72 234H74V235H72ZM84 234H85V236L88 238H86V239H84V238H82V236L83 237H85L84 236ZM89 234H90V236H89ZM206 235V234H205ZM71 236V237H70ZM73 236H75L74 237V240H73ZM79 236V242H78V240L76 239L75 240V238H77V237ZM176 235H173L172 236V238L174 237L175 239H172V242H171V245H169L170 243H167L168 244V246H170L169 248L168 247H166L165 246V244H162V245H164L165 247H164V251L163 250H161L162 251V253L163 252H165V250L168 248V250L164 253V254H166L167 253V255H168V257H166V259L167 260H165V262L164 263H166V261H168V259H170V255H171V253L172 252H174V249L175 248H173V247H179L180 245H179V243H178V241H179V239L180 238H183V239H185V233H184V235H179L178 237H179V239H176V238H178V237H175ZM184 236V237H183ZM240 237H242V238H239L237 241L239 242V244H240V247L239 248H237V249H233V250H230V252L227 254V255H225V256H223V258H224V260H225V262H227L228 264H234V262H236V264H237V261H243V260H241V259H245V256L244 255H246V254H248V255H253V254H255L256 253V251L254 250V246L255 245H259V242L262 244H264V233H260L258 236H255V238H252L250 235H246V236H240ZM90 238V239H89ZM83 239V240H82ZM255 239V240H254ZM92 241V243L91 242H89V241ZM112 241V239H110L109 238V241ZM181 240V239H180ZM257 240V241H256ZM76 241H77V243H76ZM82 241V242H81ZM84 241H85V243H84ZM32 242V241H31ZM159 242V241H158ZM158 242H156L155 244H156V246H158ZM182 243L181 244H183V242L184 241H181ZM73 243V244H72ZM78 244V245H76V244ZM95 244V246H94V244ZM98 243V244H97ZM178 243V244H177ZM258 243V244H257ZM70 244V245H69ZM82 244V245H81ZM90 244V245H89ZM185 244V243H184ZM183 244V245H184ZM260 244V245H261ZM70 246L71 247V249H70V247H67V246ZM73 245H74V247H73ZM84 245V246H83ZM89 245V246H88ZM98 245V246H97ZM176 245H179V246H176ZM183 245H181L179 248L180 249H182L183 248V250L181 251V252H184V254H185V258L184 259H182L180 256H181V253H180V256H179V253L176 251V252H174L175 253V257H171V261L169 260L168 262H167V264H181V260L183 261H185L186 263H189V260L191 261V259H195V258H188V260L186 261L185 259H187V255H190L191 254V252L189 251L190 249H187L186 247H185V245L183 246ZM77 246H80L81 248H79V247H77ZM83 246V247H82ZM93 248H92V247ZM183 246V247H182ZM186 246H188L187 244H186ZM32 251H31V259L34 257V254H33V244H32ZM73 247V248H72ZM87 247H89V248H87ZM160 247V246H159ZM162 248H163V246H161ZM186 248V250L187 251H184L185 250V248ZM261 247H262V245H261ZM68 248V249H67ZM75 248V249H74ZM179 248H177L178 249V251H179ZM188 248H190L189 246H188ZM77 249V250H76ZM93 249H95V251L94 252H96V253H94V252H91V251H93ZM100 250V252H99V250ZM172 249H173V251H172ZM191 251H192V253H194L197 257H198V255H200L198 258H196V259H201V258H203V256L205 255V254H203L201 251H200V249H199V251L197 250V249H195V251H193L194 249L191 247ZM71 252H70V251ZM73 250V251H72ZM78 251L77 253H76V251ZM134 250V249H133ZM171 250V251H170ZM196 250L198 251V253L196 252ZM262 251H264V245H263V249H261ZM260 250V251H261ZM89 251V252H88ZM129 251H131V250H129ZM142 251H143V249L141 248V250L139 251V252H137V251H131L130 252V254H131V256H134V255H139V253L140 254H142ZM190 253H189V252ZM261 251V252H262ZM82 252V253H81ZM110 252V253H109ZM108 252V254L106 253V255H109V256H107V257H109L108 259H113V256H110V255H113V253H111V251H109ZM187 252L189 253V254H187ZM79 253V254H78ZM92 253H94L95 255H93ZM176 253H178V254H176ZM197 253V254H196ZM200 253V254H199ZM203 254V256H201L202 254ZM230 253L232 254V255H230ZM87 254H92V256H86ZM164 254H162L163 255V257H164ZM173 254V253H172ZM78 255H80V256H78ZM82 255V256H81ZM83 255H85V257H84V259L83 258H81V257H83ZM97 255V256H96ZM105 255V256H106ZM178 255V256H177ZM193 255V254H192ZM195 255H193V256H195ZM33 256V257H32ZM66 256V257H65ZM93 256H94V258H93ZM145 256H147V255H142V256H139V258L140 257H145ZM149 256V255H148ZM172 256H174V255H172ZM179 258H177V257ZM184 256V255H183ZM191 256V255H190ZM206 256V255H205ZM263 256V257H262ZM262 256H260V259L261 258H264V255L262 254ZM89 257V258H88ZM98 257H99V259H98ZM151 257V256H150ZM150 257H149V259H147V257H146V259L148 260H146L147 261V263L149 262V264H151L150 263V261H153L152 259H150ZM162 257V259H164ZM189 257V256H188ZM133 258H136L135 256L133 257ZM133 258H131V259H133ZM47 258H45V260H44V262H47L48 261V259L46 260ZM80 261H79V260ZM83 259V260H82ZM102 259V258H101ZM131 259H127V261L128 260H131ZM137 259H138V257H137ZM140 259H142V258H140ZM145 259V258H144ZM203 259H205V257L203 258ZM209 259V260H208ZM213 259V260H212ZM215 259V257H211L210 255H209V258H207V260L206 261H208L209 263L210 262H213V261H215L214 260ZM82 260V261H81ZM135 260V259H134ZM150 260V261H149ZM212 260V261H211ZM62 261V260H61ZM96 260H94V261H92L91 260V264H93L94 262H95ZM126 261V260H125ZM133 261V260H132ZM136 261V260H135ZM134 261V262H135ZM138 261V260H137ZM146 261L144 260L143 261V259L141 260V261H138V262H140V263H143V264H145L146 263ZM173 261V262H172ZM180 261V262H179ZM184 261H183V263L182 264H186V263H184ZM238 262V264H240V263H242V262ZM93 262V263H92ZM97 262V261H96ZM95 262V263H96ZM99 262V261H98ZM97 262V263H98ZM207 262V263H208ZM244 262V261H243ZM264 262V261H263ZM62 263H63V261H62ZM191 263H195V262H191ZM190 263V264H191ZM196 263H198V262H196ZM195 263V264H196ZM215 263V262H214ZM214 263H212V264H214ZM163 264V263H162ZM211 264V263H210ZM243 264V263H242ZM264 264V263H263Z\"/></svg>", "mask_w": 264, "mask_h": 264}, {"label": "crops", "instance_id": "obj_3", "mask_svg": "<svg viewBox=\"0 0 264 264\" xmlns=\"http://www.w3.org/2000/svg\"><path fill=\"white\" fill-rule=\"evenodd\" d=\"M141 68L140 62L129 59L117 65L113 125L122 130V134L115 135L120 140L119 147H111L112 150L106 153L105 166L95 179L100 191L113 197H121L125 193L128 177L139 162L137 148L143 142L139 136L165 141L172 127L174 104L169 94L174 71L168 47L154 46L149 69L146 72ZM232 131L229 126L208 123L204 130L206 146L225 152L234 150L240 156L251 155L250 143L233 141ZM30 133L29 125L0 119V135L28 137ZM196 133L203 132L198 130Z\"/></svg>", "mask_w": 264, "mask_h": 264}]
</instances>
